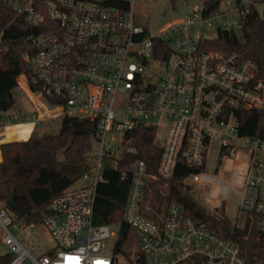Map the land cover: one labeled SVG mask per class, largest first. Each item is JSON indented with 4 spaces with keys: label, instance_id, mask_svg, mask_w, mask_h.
<instances>
[{
    "label": "built area",
    "instance_id": "2783aa9c",
    "mask_svg": "<svg viewBox=\"0 0 264 264\" xmlns=\"http://www.w3.org/2000/svg\"><path fill=\"white\" fill-rule=\"evenodd\" d=\"M133 1L51 0L44 12L32 1H13L32 32L22 56L26 73L12 94L21 89L31 111L0 112V128L31 123L30 137L36 125L76 117L95 129L81 185L73 183L55 198L40 224L25 223L0 203L6 247L0 256L10 255L9 264H264V141L241 135L238 119L241 111L264 112V64L238 51L206 49L220 38L243 44L242 27L252 12L264 22V0H179L181 16L156 32L136 20ZM175 2L165 1L164 11L175 9ZM140 128L154 130L156 143L164 135L156 174L128 159L135 153L128 135ZM210 149L218 160L247 156L238 214L230 222L244 240L255 231L259 248L252 262L235 241L184 214L177 203L148 217V190L159 178L170 179L179 160L190 169L182 183L193 196L197 183H221L205 172ZM109 170L130 178L124 207L130 232L119 251L114 225L93 221L97 190ZM237 177L235 168L214 210L224 206ZM38 225L53 246L38 250L39 240L24 245L36 238Z\"/></svg>",
    "mask_w": 264,
    "mask_h": 264
},
{
    "label": "trees",
    "instance_id": "16d2710c",
    "mask_svg": "<svg viewBox=\"0 0 264 264\" xmlns=\"http://www.w3.org/2000/svg\"><path fill=\"white\" fill-rule=\"evenodd\" d=\"M13 1L0 0V112L8 111L15 104L12 90L17 86L18 76L26 73L22 56L26 50V38L32 32L24 18L17 15ZM29 1L39 12H44L45 3L51 0ZM242 34L243 44H238L234 37L231 40L220 38L219 42L208 44L206 49L238 51L244 58L264 64V22L255 12L244 23ZM238 119L241 135L264 141V112L241 111ZM59 123L55 134L30 136L24 141L0 145V203L27 224H40L48 205L86 170L84 153L91 146L95 125L76 117H64ZM128 137L135 149V153L129 155V161H143L148 171L156 174L162 148L155 142V131L140 128ZM189 170L179 160L170 179L159 178L155 183V200L151 201L150 207L154 210L156 202H163L165 207L177 203L184 214L207 223L220 237L235 241L248 261H254L259 248L255 231L252 230L250 237L244 240V233L233 230L228 218H217L203 208L190 193V188L182 183ZM129 188V177L121 180L119 172L106 171L105 182L98 187L94 205L93 221L96 225H118L117 251L130 232L124 220ZM12 195L23 212H13L7 206V199ZM148 217L156 219L151 212ZM10 260L8 254L0 256V264H9Z\"/></svg>",
    "mask_w": 264,
    "mask_h": 264
},
{
    "label": "rangeland",
    "instance_id": "374dc122",
    "mask_svg": "<svg viewBox=\"0 0 264 264\" xmlns=\"http://www.w3.org/2000/svg\"><path fill=\"white\" fill-rule=\"evenodd\" d=\"M167 0H134L132 2V10L135 12L136 20L140 23H144V25L148 26L152 32H156L162 26L166 24V22L176 19L181 16L180 11L182 9V4H180L179 0L175 2V9L171 11H164V3ZM259 2L260 0H255ZM31 105L21 89H18V92L15 94V104L11 108L12 112L19 113L21 109H27V112L31 111ZM60 123L55 121L53 123H44L42 125H36L32 131L31 136H41L43 134H55L59 130ZM33 125L24 124V125H14L7 126L4 128H0V144L14 141H24L29 138L30 132L32 130ZM163 136H158L157 144L162 145ZM61 157V156H60ZM246 161L247 156L243 153H236L234 155H227L226 158L218 160L217 158V150H209L208 154V164L205 168V172L210 176H215L218 178H222L221 183H211V182H200L194 187V198L195 200L207 211L211 212L216 217L225 216L231 222L235 221V217L238 214L239 207V194L243 188L244 176L246 171ZM238 169V177L237 181L234 185V188L230 191V193L224 198V206L221 207V210H214V202L220 198L221 189L228 187V182H230L231 172L233 169ZM81 185L79 179L74 182V186L78 187ZM155 188L148 190L147 194V204L154 201V190L157 188L156 184ZM163 202L154 203V210H152L151 215L160 216L164 210ZM8 213L12 216L13 213L8 211ZM150 214V213H149ZM239 216H243L242 213ZM110 229L114 232L118 230V225H114L110 227ZM37 232V236L35 239L24 240V245L26 247H30V244L34 243L36 240H39V246L36 245V248L40 250V247L49 248L53 246L54 241L47 234V232L43 229L42 226L38 225L35 228ZM132 232V231H131ZM15 233V232H14ZM28 232L25 230L24 232L17 233L18 239H23ZM130 246L126 244L124 246V251L126 253L130 252ZM6 252V247L1 243V231H0V254ZM36 254V251H33Z\"/></svg>",
    "mask_w": 264,
    "mask_h": 264
},
{
    "label": "water",
    "instance_id": "95a60500",
    "mask_svg": "<svg viewBox=\"0 0 264 264\" xmlns=\"http://www.w3.org/2000/svg\"><path fill=\"white\" fill-rule=\"evenodd\" d=\"M169 8V3L166 4L164 10L167 11V9ZM7 206L13 211V212H18L21 213L23 212L17 205L16 200H15V195L10 196L7 199L6 202Z\"/></svg>",
    "mask_w": 264,
    "mask_h": 264
},
{
    "label": "bare ground",
    "instance_id": "6f19581e",
    "mask_svg": "<svg viewBox=\"0 0 264 264\" xmlns=\"http://www.w3.org/2000/svg\"><path fill=\"white\" fill-rule=\"evenodd\" d=\"M24 124H31V123H22V124H18V125H24ZM32 125V124H31Z\"/></svg>",
    "mask_w": 264,
    "mask_h": 264
},
{
    "label": "crops",
    "instance_id": "0c3cea01",
    "mask_svg": "<svg viewBox=\"0 0 264 264\" xmlns=\"http://www.w3.org/2000/svg\"><path fill=\"white\" fill-rule=\"evenodd\" d=\"M2 144H4V143H2ZM1 145V144H0ZM0 161H1V154H0Z\"/></svg>",
    "mask_w": 264,
    "mask_h": 264
}]
</instances>
